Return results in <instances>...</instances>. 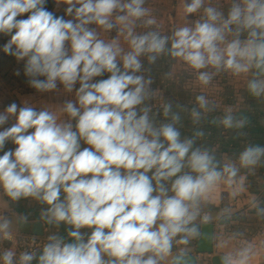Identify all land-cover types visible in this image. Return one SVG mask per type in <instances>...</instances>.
Here are the masks:
<instances>
[{
    "label": "clouds",
    "instance_id": "1",
    "mask_svg": "<svg viewBox=\"0 0 264 264\" xmlns=\"http://www.w3.org/2000/svg\"><path fill=\"white\" fill-rule=\"evenodd\" d=\"M49 2L0 0L3 53L22 63L36 92L62 87L71 95L55 107L13 101L0 111V192L13 203L36 201L39 219L65 226L66 235L52 232L19 255L5 249L0 264H188L186 246L210 221L205 202L221 183L236 186L241 169L264 162V146L249 144L222 164L197 144L202 130L181 131L182 111L199 125L214 102L198 94L191 109L166 101L154 113L146 73L167 56L201 86L227 72L264 97V0H229L226 11L212 0H181L187 22L170 34L152 27L146 0H51L53 9ZM113 30L116 38H102ZM216 122L242 129L248 120L228 112ZM11 224L0 216V237L10 238ZM253 255L248 244L219 259L248 264Z\"/></svg>",
    "mask_w": 264,
    "mask_h": 264
},
{
    "label": "rangeland",
    "instance_id": "2",
    "mask_svg": "<svg viewBox=\"0 0 264 264\" xmlns=\"http://www.w3.org/2000/svg\"><path fill=\"white\" fill-rule=\"evenodd\" d=\"M139 29H137L138 32L145 30L142 27ZM145 66L149 67L147 61ZM150 67L151 71L146 75L152 76L154 80L152 88L156 90L157 95L148 103L151 104L154 113L166 101L172 102L174 106L181 105L185 109H191L195 104V96L198 94H204L214 102L215 110L207 113L199 125L192 123L188 111H182L181 131L183 135L191 136L194 131L202 130L204 135L198 138L197 144L213 150L222 164L237 161L239 153L249 144L264 146V97L248 98L244 76H233L231 73L221 72L214 77L210 85L204 87L196 80L195 73L191 69L167 56L161 57ZM19 68L21 75L17 76L14 72L9 82L12 86H19L17 91L20 92L30 87L26 83L21 64ZM47 94L48 98H55L61 102L71 98L70 94L63 92L62 87L59 92ZM59 104L50 105L55 107ZM174 110L180 109L174 108ZM228 112L236 118L247 117L248 123L242 129L224 128L216 121ZM156 118L163 119L162 111ZM237 188L239 190L233 196L232 193ZM254 202L258 204V207L264 208V162L252 170L241 169L237 185L233 188H228L221 183L211 194L209 201L205 202L203 214L209 216L211 212L217 211L216 214H220L218 220L225 222L221 225L220 233L225 235L226 240L239 247L252 245L253 253L260 256L257 264H264V215L257 213V208L253 206ZM0 207L6 212H14L16 207H22L40 214L42 206L31 199L13 203L0 192ZM47 229L48 233L59 231L61 235H66L65 226L57 230L47 225ZM180 247L185 246H174V250L177 251ZM189 248L192 249V246Z\"/></svg>",
    "mask_w": 264,
    "mask_h": 264
},
{
    "label": "crops",
    "instance_id": "3",
    "mask_svg": "<svg viewBox=\"0 0 264 264\" xmlns=\"http://www.w3.org/2000/svg\"><path fill=\"white\" fill-rule=\"evenodd\" d=\"M212 2L220 7L222 10L227 9L229 0H212ZM147 8L150 9L152 16L156 19L157 24L153 25V28L159 29L162 34H170L171 30L179 25L187 22L181 15V0H146ZM48 7L53 9V4L50 0ZM195 18V14L189 19ZM138 27L137 29L140 30ZM118 33L113 30L110 33H101L102 38L106 40H111L116 38ZM121 42H123V38L121 37ZM7 42V38L0 37V111H3L4 108L13 101H16L18 104L23 106L24 102L33 104L37 107H40V104H57L61 103V100L55 98H48L49 95L46 93H38L35 89L29 88L17 91L19 86H12L10 84V78H12L14 72L17 69H20L19 66L22 63H17L15 57L6 55L2 51V46ZM248 96V92H247ZM249 98V97H248ZM16 211L14 212H6L0 207V216H7L11 221L12 232H23L29 233L34 236H37L44 242H46L47 236L50 234L47 232V225L44 224L43 221L39 219L40 214L36 211H32L29 209H25L22 207H16ZM217 211H213L209 214L210 221L208 223H212L213 228V251L211 253H196L195 248L197 244V240L192 241L190 243L192 249L187 248L189 253H195L197 256V264H220V257L228 254L234 253L242 247L238 245L234 246L231 242L226 240L225 235L220 233V229L222 228V222L224 220H218ZM26 218V219H25ZM202 226V225H201ZM176 250L173 249V253L175 254ZM257 254L253 255V257L249 260L248 264H257L258 260Z\"/></svg>",
    "mask_w": 264,
    "mask_h": 264
},
{
    "label": "built area",
    "instance_id": "4",
    "mask_svg": "<svg viewBox=\"0 0 264 264\" xmlns=\"http://www.w3.org/2000/svg\"><path fill=\"white\" fill-rule=\"evenodd\" d=\"M43 240L29 233L12 232L10 238L0 237V252L5 249H13L17 255L23 251H31L41 248Z\"/></svg>",
    "mask_w": 264,
    "mask_h": 264
},
{
    "label": "water",
    "instance_id": "5",
    "mask_svg": "<svg viewBox=\"0 0 264 264\" xmlns=\"http://www.w3.org/2000/svg\"><path fill=\"white\" fill-rule=\"evenodd\" d=\"M248 97L254 98L250 96L249 93ZM213 228L214 226L212 223L202 224V239L200 241H197L195 248L196 253H211L213 251ZM188 264H197V256L195 255V253H189Z\"/></svg>",
    "mask_w": 264,
    "mask_h": 264
}]
</instances>
